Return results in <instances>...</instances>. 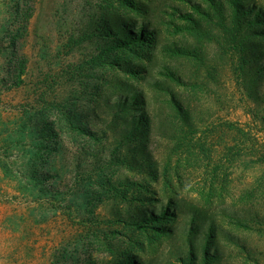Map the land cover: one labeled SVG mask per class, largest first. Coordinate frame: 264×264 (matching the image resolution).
Returning <instances> with one entry per match:
<instances>
[{
    "label": "rangeland",
    "instance_id": "rangeland-1",
    "mask_svg": "<svg viewBox=\"0 0 264 264\" xmlns=\"http://www.w3.org/2000/svg\"><path fill=\"white\" fill-rule=\"evenodd\" d=\"M138 1L146 4V13L130 14L154 31L148 39L151 55L141 47L134 62L143 71L136 76L112 71L128 86L117 93L108 89L105 97L113 101L133 90L140 93L138 108L129 114H145L150 121L143 142L150 175L115 162L125 150L116 147L119 131L111 130L110 109L103 99L93 107L80 98L82 80L91 82L93 72L102 78L111 72L91 70L74 86L69 82L76 67L96 52V39L87 33L104 0H0V122L6 123H0V264H49L55 248L74 250L88 240L82 222L88 218L100 220L104 236L111 220L125 217L138 203L136 187L120 185L126 180L145 188L142 208L159 212L160 205L181 204L170 233L139 235L132 247L123 237L116 240L139 264H264V220L257 223L254 216H264L259 179L264 165L258 163L264 159V124L249 121L250 102L235 83L236 60L225 51L232 0ZM243 4L245 16L262 14L254 35L263 44L264 0ZM33 92L70 98L86 131L70 128L53 110L44 111L43 126L54 135L43 138L50 149H43L39 166L50 175L43 188L59 190L58 210L30 203L24 182L26 129L19 146L7 137L16 127L15 117L30 111ZM178 103L193 123L190 133ZM199 214L216 224V248L207 253L217 257L209 262L203 258L204 240L189 231L202 222ZM107 253L102 247L95 256Z\"/></svg>",
    "mask_w": 264,
    "mask_h": 264
},
{
    "label": "trees",
    "instance_id": "trees-1",
    "mask_svg": "<svg viewBox=\"0 0 264 264\" xmlns=\"http://www.w3.org/2000/svg\"><path fill=\"white\" fill-rule=\"evenodd\" d=\"M231 3L233 6L231 18L226 21L223 33L225 51L232 53L236 60L233 70L235 83L245 100L250 102L247 106L249 121L264 124V43L258 44L259 37L254 35V31L260 29H256V27L262 25L258 23L259 19H261L259 15L262 14L254 15L252 18L245 16V13H243L244 0H232ZM257 10L259 11V8ZM130 11L140 14L146 13V4L138 0H104V4L102 6L99 5L98 13L96 12L97 15L93 19L92 25L89 23L90 26L87 33L90 37L96 39V52L76 67L73 74L69 76V82L71 86H74L82 80L81 77L90 76L91 70L99 69L103 71L102 73L111 72V75L109 74L110 76L105 78L97 77L93 72L91 82L82 80L81 83L84 84V90L80 92V98L82 100L89 99L93 107H99L103 99V104L110 109L111 130L115 132L117 128L119 131L116 138H114L116 147L122 149V151L125 150L122 156H117L115 162L126 164L130 169L136 168L139 169L138 171L150 175L153 170L146 163L145 155L147 154L143 150V142L150 129V121L145 114H129L131 110L138 108L140 93L137 90H133L129 94H124L123 98L115 94L118 99L113 101L105 97L108 89H112L114 93H117L120 90H125L128 86L125 81L121 80L112 71L120 68L125 74L136 76L137 73H142L143 71V67L138 66L134 62V58L142 52L141 47L145 46L147 49V57L151 55L152 39H148L153 36L152 32L154 31L148 29L149 23L146 20L134 18ZM259 52L262 54L258 55ZM73 89L74 94H77V90L74 87ZM33 95L34 102L31 103L30 111H27L25 117H23L24 113L19 117H15L16 127L7 137L16 146H19V142L22 140L20 137L23 134V130L26 129L27 163L24 182H26L30 191V203L40 208L47 206L58 210L62 208V204L59 201V190L43 188V182L50 178V175L39 166L40 161L43 160V149L47 151L50 149V143H47L46 146L43 145V138L48 140L51 137L53 138L54 135L51 129H49L51 133L46 130L45 126L47 123L43 119L44 111L53 110L57 113L56 115L61 116L62 120L70 128L83 132V134L86 131L79 122L78 111L73 106L70 98L44 95L38 97L34 92ZM176 108L182 116L183 124L189 129L190 133L193 123L188 119V112L179 103ZM42 109L43 112H41ZM20 120L24 122L23 126L18 125ZM3 122L4 120H1V125L6 124ZM239 127L237 129L240 132H244ZM92 136H94L93 133ZM1 137L3 141H6L3 134ZM16 137L19 138L16 139ZM137 155H141L138 160H136ZM142 155L145 157H142ZM0 162L3 165L1 160ZM258 163L264 165V159L260 158ZM259 179L264 183V172ZM120 185L123 187L134 185L136 187L137 192L133 198L138 203L134 208L129 210L125 217L118 216L111 220L108 227L109 230L104 233V236L99 235L101 231L98 226L100 220L95 218L83 220L88 240H82V242L77 243L76 246L79 245V247H74V250L69 249L67 246L55 248L50 255L49 264H139L138 260L133 259L132 255L129 254L128 249H120L118 247L116 240L119 237H123L126 239L127 244L132 247L138 243L139 235L166 234L172 231L176 221V214L178 213L177 210L181 209L180 201L176 200L170 204L160 205L161 210L155 212L142 208L139 203L140 198L146 192L143 186H139L137 182L131 183V180H126L125 183H120ZM193 216H196V214H193ZM254 216L257 223L260 220H264V216L259 215L257 212L254 213ZM197 217L202 222L191 224L189 231L191 234L200 235L201 239L204 240L203 258L206 262H209L217 257L215 254L207 253L210 247L216 248L214 242L216 224L210 217L201 214L197 215ZM162 223H167L169 227L165 224L162 225ZM119 225L130 229V231L126 233L120 232L115 228ZM193 245L190 243L192 247L191 254L192 250L195 249ZM102 247L107 249L109 253L95 256L97 251H102ZM215 250L212 249L211 251Z\"/></svg>",
    "mask_w": 264,
    "mask_h": 264
}]
</instances>
